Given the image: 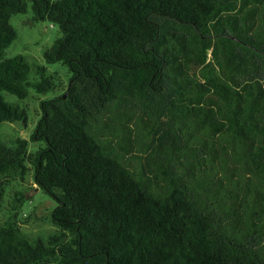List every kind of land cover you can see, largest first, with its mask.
<instances>
[{
    "label": "trees",
    "instance_id": "16d2710c",
    "mask_svg": "<svg viewBox=\"0 0 264 264\" xmlns=\"http://www.w3.org/2000/svg\"><path fill=\"white\" fill-rule=\"evenodd\" d=\"M30 8L72 75L0 137V192L33 172L56 231L0 221V264H264V0H0V124L28 119L2 93L55 89L6 56Z\"/></svg>",
    "mask_w": 264,
    "mask_h": 264
},
{
    "label": "rangeland",
    "instance_id": "374dc122",
    "mask_svg": "<svg viewBox=\"0 0 264 264\" xmlns=\"http://www.w3.org/2000/svg\"><path fill=\"white\" fill-rule=\"evenodd\" d=\"M11 25L16 29L18 37L6 50L7 57L17 55L25 57L33 68L29 81L41 79V74L50 77L54 90L38 93L33 87L29 88V95L25 99L2 93L6 102L19 104L28 111L27 123L23 121L3 122L0 124V137L10 144L17 138L31 141L32 134L41 114L40 102L58 96L66 90L72 73L62 64H49L45 59L46 51L51 48L57 38L62 35L58 25L49 21H37L30 8L27 13L15 14L10 19ZM43 67L44 71H38ZM44 145L39 142H30L29 152H36ZM0 199V221L9 220L15 215V221L20 230L31 238L46 239L56 231L52 222L53 211L57 202L40 188L33 178V172L18 179H3Z\"/></svg>",
    "mask_w": 264,
    "mask_h": 264
},
{
    "label": "water",
    "instance_id": "95a60500",
    "mask_svg": "<svg viewBox=\"0 0 264 264\" xmlns=\"http://www.w3.org/2000/svg\"><path fill=\"white\" fill-rule=\"evenodd\" d=\"M66 96V95H65Z\"/></svg>",
    "mask_w": 264,
    "mask_h": 264
}]
</instances>
